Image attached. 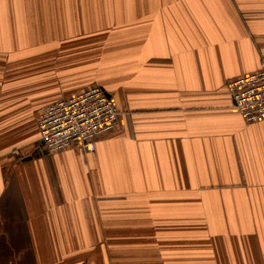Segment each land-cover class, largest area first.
I'll return each mask as SVG.
<instances>
[{
  "label": "crops",
  "instance_id": "1",
  "mask_svg": "<svg viewBox=\"0 0 264 264\" xmlns=\"http://www.w3.org/2000/svg\"><path fill=\"white\" fill-rule=\"evenodd\" d=\"M264 0H0V264H264ZM100 85L119 123L51 153L38 118Z\"/></svg>",
  "mask_w": 264,
  "mask_h": 264
},
{
  "label": "built area",
  "instance_id": "2",
  "mask_svg": "<svg viewBox=\"0 0 264 264\" xmlns=\"http://www.w3.org/2000/svg\"><path fill=\"white\" fill-rule=\"evenodd\" d=\"M227 89L246 122L264 120V62L255 71L230 79ZM119 116L107 90L93 85L46 105L38 118L39 141L51 153L74 145L91 152L98 137L118 125Z\"/></svg>",
  "mask_w": 264,
  "mask_h": 264
}]
</instances>
